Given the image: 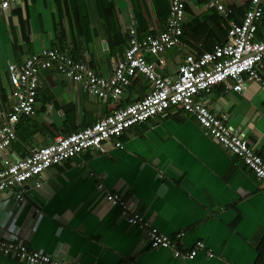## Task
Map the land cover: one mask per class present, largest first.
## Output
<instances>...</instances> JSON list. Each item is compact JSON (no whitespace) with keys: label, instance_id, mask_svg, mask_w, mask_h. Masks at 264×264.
Segmentation results:
<instances>
[{"label":"crops","instance_id":"crops-1","mask_svg":"<svg viewBox=\"0 0 264 264\" xmlns=\"http://www.w3.org/2000/svg\"><path fill=\"white\" fill-rule=\"evenodd\" d=\"M224 16L205 0H189L181 43L166 54L164 76H176L187 54L199 55L227 41L232 23L242 22L251 0H222ZM171 0H18L0 13V127L11 109L8 67L45 48L68 51L98 74L112 76L129 45V30L140 38L165 29ZM264 37V12L259 22ZM259 38V39H261ZM156 62L155 55H148ZM264 78V61L260 66ZM144 76L119 99L99 98L55 69L40 73L34 114L22 116L6 159L79 131L144 97ZM201 101L238 129L264 158V86L250 82L243 92L215 86ZM124 148L87 150L49 168L41 186L25 183L26 201L0 192V237L23 241L65 264H264V191L244 161L204 133L198 120L171 107L122 137ZM4 166L0 160V169ZM103 185V187H101ZM119 193L130 212L143 213L166 234L184 232L183 249L203 240L201 251L177 259L153 248L147 235L107 200ZM0 264H28L0 253Z\"/></svg>","mask_w":264,"mask_h":264},{"label":"built area","instance_id":"built-area-1","mask_svg":"<svg viewBox=\"0 0 264 264\" xmlns=\"http://www.w3.org/2000/svg\"><path fill=\"white\" fill-rule=\"evenodd\" d=\"M18 0H0V13L8 10ZM208 8L217 9L224 16L230 10L222 0H205ZM189 0H171L165 29L140 38L136 29L129 30V45L116 64L112 76H102L87 62L75 59L70 52L45 48L29 56L22 64L8 67L11 83V109L4 114L0 127V192L12 190L17 199L26 201L25 183L36 180L41 186L44 173L54 165L94 149L107 152L110 146L123 149L122 137L133 126L164 114L171 107H179L194 116L207 136L239 156L256 175L264 191V158L236 128L227 124L225 117L214 113L201 101V95L210 93L220 84L227 89L243 92L250 82L264 86L260 66L264 61V37L257 38L259 22L264 12V0H251L240 23H232L227 31V41L215 44L211 50L199 55L187 54L178 66L176 76H164L158 67L166 65L165 54L181 43ZM148 55H155L151 62ZM55 69L99 98L119 99L125 88L140 76L151 82L147 94L125 106L113 109L93 124L70 134L58 136L48 145L34 147L29 154L13 161L6 159L8 148L17 139V124L22 116L32 115L40 87V73ZM103 187V185H101ZM107 200L121 209L129 224L143 231L153 248H166L175 258L194 259L201 251L210 257L203 240L191 249H183L180 241L184 232L170 235L162 232L143 213L130 212L127 201L119 193H108ZM0 253L18 258L28 264H65L45 251L34 249L23 241L0 237Z\"/></svg>","mask_w":264,"mask_h":264},{"label":"trees","instance_id":"trees-1","mask_svg":"<svg viewBox=\"0 0 264 264\" xmlns=\"http://www.w3.org/2000/svg\"><path fill=\"white\" fill-rule=\"evenodd\" d=\"M184 29H185V27H184ZM257 38H258V39L261 38V36H260V31H259V26H258Z\"/></svg>","mask_w":264,"mask_h":264}]
</instances>
